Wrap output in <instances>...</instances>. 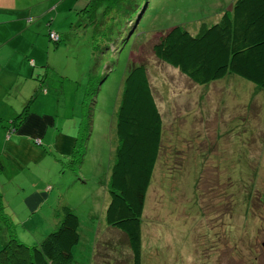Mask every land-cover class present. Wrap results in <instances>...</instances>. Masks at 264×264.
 <instances>
[{
  "label": "rangeland",
  "instance_id": "1",
  "mask_svg": "<svg viewBox=\"0 0 264 264\" xmlns=\"http://www.w3.org/2000/svg\"><path fill=\"white\" fill-rule=\"evenodd\" d=\"M234 1L148 0L133 32L113 26L107 38L94 36L95 25L75 13H60L56 20L52 13L49 27L48 22L37 25L35 37L41 35L39 46L44 48L37 51L36 46L34 58L45 66L38 70L39 79L45 74V91L36 109L49 113L54 123L47 139L42 138L41 151L53 155L56 129L68 135L77 131L88 74L106 78L95 99L78 177L64 169L65 186L53 190L40 220L19 215L23 194L3 208L19 243L38 246L57 226L50 217L59 220L64 206L81 222L70 264H93L97 233L102 236L108 229L109 234L124 237L106 225L105 210L124 80L129 67L141 61L164 123L161 155L141 220V264H264V90L232 74L194 85L151 53L160 34L180 26L196 35L202 27L218 23ZM48 32L57 33L60 42L50 41ZM95 45L102 50L94 51ZM105 46L109 48L103 50ZM30 168L35 181L56 175L47 162ZM0 177L5 185V176ZM5 228L0 219V249ZM110 258L102 255L99 263H109ZM124 264H132L131 254L124 257Z\"/></svg>",
  "mask_w": 264,
  "mask_h": 264
},
{
  "label": "trees",
  "instance_id": "2",
  "mask_svg": "<svg viewBox=\"0 0 264 264\" xmlns=\"http://www.w3.org/2000/svg\"><path fill=\"white\" fill-rule=\"evenodd\" d=\"M83 9L76 15L94 24V36L107 38L113 26L136 28L147 7L148 0H82ZM102 9L100 13L98 10ZM99 18H97V16ZM50 33L49 32L48 37ZM57 41L49 40L57 44ZM105 46L103 50L108 49ZM102 50L101 45L93 46ZM154 58L176 70L192 84L203 86L235 75L264 90V0H235L230 11L221 14L220 21L202 27L192 35L180 26L160 34L151 46ZM106 77L89 73L80 104V119L74 145L69 157L60 164L78 177L83 164L86 144L93 125V111L99 85ZM32 95L23 110L10 125L1 127L6 137L17 131L26 119L31 104L42 89ZM0 123L2 121L0 120ZM164 123L156 103L153 87L145 63L129 67L124 80V91L117 113L116 133L118 146L108 186L109 203L105 210L108 227L120 231L131 251L132 264L142 263L141 220L145 199L154 169L161 155ZM2 170L0 162V172ZM0 194V219L5 224L7 243L0 249V264H70L79 241V221L69 207L62 208L56 228L38 246L28 247L17 241L9 217L2 213Z\"/></svg>",
  "mask_w": 264,
  "mask_h": 264
},
{
  "label": "crops",
  "instance_id": "3",
  "mask_svg": "<svg viewBox=\"0 0 264 264\" xmlns=\"http://www.w3.org/2000/svg\"><path fill=\"white\" fill-rule=\"evenodd\" d=\"M84 4L82 0H0V120L2 121L0 123L2 166L0 176L4 175L6 181L4 185L0 177V194L5 207L14 203L12 199L15 196L23 194L18 203L19 215H25L33 221H36V217L40 220L39 214L45 216L42 209L49 201L53 190H62L65 186L62 180L65 176L60 173V164L71 154L76 131L68 135L63 130L56 129L58 142L51 143L55 150L52 152L53 155L41 151L39 147L43 144L42 138L45 141L49 131L54 127L49 113L36 109L37 101L42 100L41 90L17 131L7 138L1 125H10L23 110L29 98L40 88L41 74L39 75L38 70L45 66H42V61L34 58V48L37 46L39 51L44 47L39 46L41 35L35 37L34 29L38 24L44 26L47 22L49 27L51 22L48 20L51 21V18H48L52 13L56 20L60 17V13L62 15L77 14L83 9ZM44 162L52 166L56 175L52 179L35 181L30 167ZM20 208H22V214ZM50 218L58 224L59 220ZM78 221L80 232L79 218ZM88 227L91 232L94 230L93 226ZM108 232L107 229L102 236L98 233L94 236L96 243L91 251L92 263L103 264L99 263V259L105 255L112 257L106 264H114L115 261L124 264V257L131 254L125 236L121 234L115 236L112 231L110 234ZM7 238V234L4 239L1 237L2 245L6 243Z\"/></svg>",
  "mask_w": 264,
  "mask_h": 264
},
{
  "label": "built area",
  "instance_id": "4",
  "mask_svg": "<svg viewBox=\"0 0 264 264\" xmlns=\"http://www.w3.org/2000/svg\"><path fill=\"white\" fill-rule=\"evenodd\" d=\"M50 39H52L53 41H57L58 40V36L54 33H50L49 35Z\"/></svg>",
  "mask_w": 264,
  "mask_h": 264
}]
</instances>
